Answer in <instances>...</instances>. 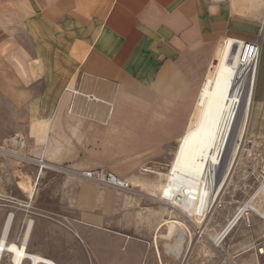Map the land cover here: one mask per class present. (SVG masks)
<instances>
[{"label":"crops","instance_id":"1","mask_svg":"<svg viewBox=\"0 0 264 264\" xmlns=\"http://www.w3.org/2000/svg\"><path fill=\"white\" fill-rule=\"evenodd\" d=\"M257 40L264 53V0H0V143L24 141L0 154V239L12 212L7 242L53 264H166L155 178L202 120L209 76L243 68ZM41 156L108 170L137 192L39 170ZM259 222L235 229L229 248L249 252ZM187 249L171 256L185 264ZM250 257L234 261L261 264Z\"/></svg>","mask_w":264,"mask_h":264},{"label":"bare ground","instance_id":"2","mask_svg":"<svg viewBox=\"0 0 264 264\" xmlns=\"http://www.w3.org/2000/svg\"><path fill=\"white\" fill-rule=\"evenodd\" d=\"M262 55L264 54L259 52L256 58L254 57L249 75L243 72L247 68L245 59L242 61L243 68L241 69L224 68L220 69V72L213 71L208 78L209 86L202 110V120L198 125L197 123L192 125L186 133H184L175 148L174 163L182 164L186 169L205 170L212 181L201 200L200 193L206 189V183L200 180L197 182H188L183 186H179V182L184 180L178 179V188L175 189L171 198L172 200L170 199L171 201H169L170 204L179 206L194 222L197 228L196 236L194 235L196 238L195 242L203 241L201 239L207 238L205 233V230H207V217L213 213L214 206L215 208L220 206L224 195L223 194L218 201H215V191L225 192L226 188L231 185L234 167L240 159L244 149L245 137L247 135H264V90L262 89L263 87L260 86V82L263 81ZM245 75L246 77L244 78ZM242 79L245 80L246 83V90L242 95V99L248 106V113L241 127L242 136L240 139L238 141H233L231 139L227 140L222 133L225 132L230 124L236 102L240 96L237 87L241 84ZM71 91L75 94L78 93L74 88H71ZM203 120H205L206 123H204ZM208 127L212 129L211 132L207 131ZM169 175L172 177L171 173H169ZM221 178H223L222 181ZM20 184L22 188L31 195L32 187H29L25 182ZM257 186L258 187H256L252 193H257L264 198V183ZM199 200H201L200 204L202 201L203 203L198 209L203 208L205 213L198 216L195 214V210L197 209ZM208 207L212 209L211 212H209V209H206ZM238 207H240V205ZM241 210V212L245 211L243 214H248L249 211L255 210L264 216V200L257 201L252 200V198H247L243 201ZM235 212L236 210L219 230L209 234L210 240H208L210 242L214 241L212 244L223 245L225 239L234 231V227L238 223V216H235ZM11 215V213L8 215V219L4 226L3 237L0 239V264L2 263L4 251H10V253L13 254L12 264H21L23 259H28L33 264H53L39 255L28 254L24 247L21 248L14 242H7L6 235L10 226ZM169 221L185 227L188 231L190 237L188 241V253L192 248V234L195 229L191 231L185 221H181L179 218L176 219V215H171L165 222ZM156 235L152 239L154 245H157ZM202 248L204 249L205 247L203 246ZM228 258L232 263L229 262ZM228 258L227 262L229 264H236L235 261L233 263L230 255Z\"/></svg>","mask_w":264,"mask_h":264},{"label":"rangeland","instance_id":"3","mask_svg":"<svg viewBox=\"0 0 264 264\" xmlns=\"http://www.w3.org/2000/svg\"><path fill=\"white\" fill-rule=\"evenodd\" d=\"M252 55H249V59H245L247 68L243 72L244 73L246 72V75L250 74V68L252 66L254 59ZM263 64H264V55H262V69L264 70ZM246 75L244 76V78L246 77ZM237 88L240 96L236 102V107L234 113L232 114L230 124L226 128L225 132L222 133L223 136L227 138V140L231 139L233 141H238L242 136L241 127L243 126V121L245 120L246 115L248 113L247 112L248 106L246 103H244V100L242 99V95L246 90L245 80L242 79L241 84L238 85ZM207 131L211 132L212 129H209L208 127ZM10 141L11 139H9V141H3L2 143H0V147H5L6 144L10 143ZM10 145L12 144H9V146ZM9 148L10 147H8L7 149ZM173 159H174V153L173 156L169 158L168 160L169 163H167L168 165H165V168L163 170L164 172L159 174L158 177L159 179H156L158 182L157 184H158L159 196L163 195L164 197L168 198V202H169L172 200L171 198L172 195L174 194L175 189L178 188V179L184 180L186 184L188 182H197L201 180V182L206 183L207 186L206 189H204L200 193V197H201L200 199L202 200L203 195L205 194L206 190L209 188L208 186H210V184L212 183L207 171L205 172V170L200 171V169L195 170L192 168L186 169L183 167L182 164L174 163ZM262 166L264 167V135L261 134L260 135L257 134V136L247 135L244 141V149L242 151L240 159L236 163L233 170L231 185H229V188H227V190L225 191L220 206L213 209L212 211L213 213H211L207 217L208 226H207V230H205L207 238L201 239L203 241L195 242L196 238L194 234H192L193 245L191 246L192 248L188 254L185 264H228V263H222L223 258L215 248L214 243L212 244V242L214 241L212 242L209 241L210 240L209 234L219 230L222 227V225L227 221V219L232 215V213L235 211L236 207H238L241 202L245 201L248 195L253 191V189L257 187L258 181L256 180V177ZM168 172L171 173L172 177L169 175ZM222 179L223 178H221V181ZM200 205L198 206V208L200 207ZM164 206H165L164 207V212H165L164 222H165L171 215L172 216L174 215L173 213H170L171 211L169 212V209L166 207V205ZM178 218L181 221H185L186 224H188L191 231L194 229L192 226V223L194 224V222L192 220L190 219L187 220L182 217H178ZM178 218L176 215V219ZM259 223L263 232L264 227L261 222ZM162 229H164L163 244H165L162 253L164 263L181 264L183 253L188 246V241L190 240L188 231L186 230L185 227L174 222H165ZM240 229H243V231L245 230L249 231V229L243 226H241ZM253 229L254 227L252 228V230ZM253 234L254 233L249 232L246 236L243 235L242 238L249 237L250 235L252 236ZM232 235L233 232L229 237L225 239L223 245H220L222 248H224V250L228 252V254H233V250H234V249L231 250L229 248V243H231L230 239ZM240 235H242V233ZM151 240L152 239H149V242ZM194 243H196V247ZM203 246L205 247L204 249L202 248ZM245 246L247 245L240 247L237 246V248H240L237 250H240L241 252ZM246 250H249V248H247ZM250 252L251 251L242 253L240 256H238L236 260L238 261V259L249 258V261H251L250 263H252ZM171 255H173L176 258L181 257V260L174 259ZM260 263L264 264V255L260 257ZM147 264H152V263L147 261ZM153 264H155V262H153Z\"/></svg>","mask_w":264,"mask_h":264},{"label":"built area","instance_id":"4","mask_svg":"<svg viewBox=\"0 0 264 264\" xmlns=\"http://www.w3.org/2000/svg\"><path fill=\"white\" fill-rule=\"evenodd\" d=\"M259 49H260L259 48V40H257V41H246L245 42V51L248 50L249 52H253L252 56L255 58H256L257 54H259ZM86 97L89 99L99 100V98H96L91 94H88ZM107 103L110 105L109 102H107ZM9 144H12V145L9 146ZM9 144H6L5 147H0V154H6V155L7 154L8 155L15 154L16 153L15 150H17L18 148H22L24 146V141L22 140V137L20 135H17L15 138H13L10 141ZM8 147H10V148L7 149ZM31 160H34L36 162L39 170H41L43 167H48L57 173L73 175V176L79 177L81 179L91 181V182L98 184V185L111 187V188L122 190V191H125L128 193L137 192V190L134 187H132V185L129 183V181H127L126 179L120 178L117 175H115L114 173H112L108 170L102 169V168L79 171V170L71 169V168L66 167L64 165H55L52 163H48L47 161H45L43 159L42 156L38 157L36 159L35 158L31 159ZM256 180L258 181V185L264 183V167L263 166L260 168L259 173L256 177ZM253 191H254V189H253ZM251 193L248 195V197H247L248 199L252 198V200H257V201H259V200L263 201L264 200V198L261 197L260 195H258L257 193L256 194H254V193L251 194ZM158 200L161 201L162 203H164L165 205H167L171 210H174L178 217H182V218L187 219V220L190 219V216L187 215L186 213H184L179 206L170 204L168 202V198L164 197L163 195L161 197L159 196ZM202 203H203V201L201 202V204ZM199 205H200V201H198L197 209L195 210V214L198 216L205 213V211H203V208L198 209ZM239 205H240V207H236V209H235L236 210L235 216H238V218H237L238 223L235 225L234 230L237 229L239 226H243L247 229L254 227L255 219L260 221L264 227V216H262L259 212L255 211V210L249 211L248 214H243V212H245V211L241 212L243 202H241ZM10 213L13 214L12 212H8L6 214V217H8V215ZM192 226L195 229L193 234L196 236L197 228L195 227V224H193V223H192ZM199 234H201V233H199ZM215 248L217 249V251L219 252V254L223 258L222 263H228L227 262V258L229 257L228 252L226 250H224V248H222L220 245H217V244H215ZM249 249H250L251 253L253 254V256H255V258H257V259H260V257L264 255V229H263V232H262L260 238L253 241L249 245ZM239 255H241L240 250H236L233 252V254H231V258H232L233 263H234V260ZM223 261H226V262H223ZM229 262H231L230 259H229Z\"/></svg>","mask_w":264,"mask_h":264}]
</instances>
